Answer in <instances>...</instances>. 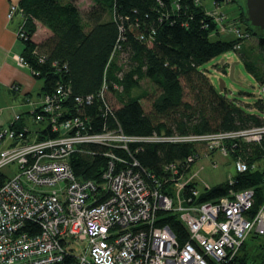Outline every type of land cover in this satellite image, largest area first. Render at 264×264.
<instances>
[{"label": "trees", "instance_id": "1", "mask_svg": "<svg viewBox=\"0 0 264 264\" xmlns=\"http://www.w3.org/2000/svg\"><path fill=\"white\" fill-rule=\"evenodd\" d=\"M75 1L17 2V14L27 35L26 39L19 40L23 44L21 56L38 73L34 78L42 80L40 94L52 91L57 83L69 86L70 97L65 104L74 113V96L82 99L93 96L91 102L83 100L79 107L92 120L90 130L100 131L105 126L140 137L128 144V153L111 148L117 155L132 157L139 167L155 174L162 173L163 166L171 162L178 165L180 172L191 171L205 142L152 141L145 137L206 135L264 124V118L227 98L199 69L215 56L229 50L240 51L245 69L259 83L264 82V37H257L243 22V10L236 0H229L236 2L240 10L234 20L241 23L243 34L257 40L263 67L253 60L248 50H242L245 38L221 37L219 22L207 13L202 4L204 0H91L93 4L83 14ZM214 1L220 4L224 0ZM228 20L225 17L222 22ZM38 24L49 35L34 42L32 37ZM211 34L217 38L211 39ZM236 44L240 45L238 49ZM124 52L127 60L123 63L119 58ZM37 56L44 57V61L39 62ZM103 77L112 108L110 114L100 111L102 103L97 93ZM141 80L153 83L159 90L151 102L150 113H145L140 104L146 91L132 95ZM254 105L264 109L259 100ZM45 132L38 139L44 138ZM233 142L236 146L231 148ZM81 146L69 159L72 170L78 179L98 181L106 164L103 153L107 148L94 143ZM225 146L232 159L240 157L246 162L247 170H235L225 181L202 189H198L195 180L189 184L199 191L193 201L215 202L230 192L249 189L253 192L252 203L245 216L250 218L264 205V136L259 143L226 140ZM188 156L192 162L188 163ZM4 180L5 176L0 173V185ZM157 216L156 223L167 225L179 243L188 239L177 215L159 211ZM235 263L264 264V235L250 233L241 243Z\"/></svg>", "mask_w": 264, "mask_h": 264}, {"label": "built area", "instance_id": "2", "mask_svg": "<svg viewBox=\"0 0 264 264\" xmlns=\"http://www.w3.org/2000/svg\"><path fill=\"white\" fill-rule=\"evenodd\" d=\"M17 13L18 5L9 4L7 18ZM207 13L219 21L213 11ZM225 29L248 38L239 28ZM16 37L27 38L23 22ZM37 59L44 61L42 56ZM17 62L27 66L33 77L38 75L21 55ZM106 94L103 77L97 93L102 114L112 111ZM69 97L70 88L62 83L40 95L32 115L35 123L45 125L42 139H38L42 131L29 140L26 128L0 125V140L10 141L0 149V173L5 176L0 185V264H236L245 238L252 232L264 235V205L252 217L245 216L252 190L194 203L199 191L189 184L198 178L197 173L180 172L171 162L155 174L139 167L134 158L117 155L111 148L128 153V144L140 137L105 126L90 130L92 120L79 107L93 96H74L75 113L65 104ZM263 136L264 124L206 135L145 138L205 142L226 153V140L259 143ZM86 143L107 148L98 181L78 179L70 165L71 155ZM235 146L233 142L231 148ZM187 161L192 162V157ZM233 164L238 172L247 170L240 157ZM159 211L178 216L188 235L184 243L167 225L156 223Z\"/></svg>", "mask_w": 264, "mask_h": 264}, {"label": "rangeland", "instance_id": "3", "mask_svg": "<svg viewBox=\"0 0 264 264\" xmlns=\"http://www.w3.org/2000/svg\"><path fill=\"white\" fill-rule=\"evenodd\" d=\"M17 4V3H15ZM203 7L208 11H213L219 19L218 29H220V34L224 39L232 37V33L226 32L227 27L232 26L235 28L242 29L241 23L238 20H234L240 13L238 5L236 2H229L225 0L220 2L217 5V2L214 0H204ZM80 13L83 14L86 10L85 6L81 3L78 5ZM18 15V14H16ZM106 18L110 17L109 12L105 15ZM229 18L228 21H221L222 18ZM225 30V31H224ZM42 31L44 28H40V37L41 39L45 38V34ZM211 39H216L217 37L214 34L210 35ZM241 48L244 51L250 53V56L255 60V62L262 66L260 61L259 50L257 47V40L254 37L246 38L242 41ZM240 51L229 50L225 53H222L218 56L213 57L208 60L201 66L199 69L204 71V73L209 77L211 82L218 88L220 81H223L224 87L222 93L229 99H233L237 104L241 106H247L251 113L264 118V109H260L254 105L258 100L264 105V82L259 83L254 76L245 69V66L240 58ZM127 58V55L124 53L121 54L119 60L123 62ZM127 60V59H126ZM222 60V63H221ZM124 63V62H123ZM233 65L232 77L229 75L230 66ZM263 67V66H262ZM223 70L225 72H223ZM42 83V80H39ZM141 90L146 91V96L140 99V104L145 111V113H150L151 111V102L158 95V88L151 82L147 80L140 81V87L132 91V95ZM188 99L187 96L184 97ZM112 100H115L114 98ZM115 101H113L114 103ZM116 104V103H114ZM203 155H202V154ZM200 157L192 165L191 172L198 174L197 184L198 189H202L206 184L208 186H213L222 181H225L230 176L235 173V168L233 161L235 160L230 157L229 151L224 153L221 149H217L216 146H207L203 147ZM3 172H6L4 169ZM253 242L250 240L249 242Z\"/></svg>", "mask_w": 264, "mask_h": 264}, {"label": "crops", "instance_id": "4", "mask_svg": "<svg viewBox=\"0 0 264 264\" xmlns=\"http://www.w3.org/2000/svg\"><path fill=\"white\" fill-rule=\"evenodd\" d=\"M18 1L0 0V125L14 124L19 128H26V138L34 140L45 128L44 124L35 123L32 115L40 100L42 83L31 75L27 66H21L17 62V57L23 50V44L16 37L21 17L18 14L8 19L7 11L9 4ZM75 3L77 6L81 3L85 9L93 4L91 0H76ZM40 28L43 27L38 24L32 37L34 42L41 40ZM44 30L43 34L48 36L49 31ZM11 85L16 89H11ZM15 115L19 116L17 120ZM9 144L8 139L0 140V149Z\"/></svg>", "mask_w": 264, "mask_h": 264}, {"label": "water", "instance_id": "5", "mask_svg": "<svg viewBox=\"0 0 264 264\" xmlns=\"http://www.w3.org/2000/svg\"><path fill=\"white\" fill-rule=\"evenodd\" d=\"M243 10V22L247 23L257 37H264V0H236ZM222 63V60H221ZM233 65L230 66L229 75L232 77ZM223 81H220L218 90L222 91Z\"/></svg>", "mask_w": 264, "mask_h": 264}, {"label": "bare ground", "instance_id": "6", "mask_svg": "<svg viewBox=\"0 0 264 264\" xmlns=\"http://www.w3.org/2000/svg\"><path fill=\"white\" fill-rule=\"evenodd\" d=\"M231 181V180H230ZM227 183H228V181H227Z\"/></svg>", "mask_w": 264, "mask_h": 264}]
</instances>
